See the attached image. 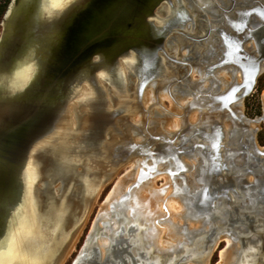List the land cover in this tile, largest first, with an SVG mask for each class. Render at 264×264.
I'll return each mask as SVG.
<instances>
[{
	"label": "water",
	"instance_id": "1",
	"mask_svg": "<svg viewBox=\"0 0 264 264\" xmlns=\"http://www.w3.org/2000/svg\"><path fill=\"white\" fill-rule=\"evenodd\" d=\"M174 2L177 16L169 20ZM41 3L10 0L0 19V81L17 65L39 67L22 92L13 93L0 84V205L8 206L18 197L13 210L19 209L17 219L25 222L19 254L9 256L0 248V264H18L24 258L34 264L62 262L98 192L120 165H112V173L101 171L126 153L122 141L130 143L119 129L125 125V117L139 114L140 98L128 112L127 88L133 87V82L124 77L125 70L132 68L138 73L141 91L154 79L151 74L158 52L164 51L170 36L185 29L195 14L184 0H75L50 17L41 12ZM247 13L254 17L251 36L257 58L235 64L241 83L214 99L224 109L230 101L249 96L264 69V4L258 3ZM129 52L135 55L129 57ZM100 72H104L103 79H98ZM249 74L251 83L245 86ZM226 93L231 94V100ZM89 95L91 100L83 101ZM71 109L84 115L74 126ZM220 132L211 140L204 136L210 145L204 147L208 161L205 188L196 208L219 212V224L235 226L238 237L232 240L239 255L235 264H264V155H260L264 151L254 149L257 157L250 161L238 149L224 148L229 153L222 157L218 152L224 139ZM149 139L152 144L154 139ZM158 139L170 145L162 131ZM241 141L242 137L237 138L238 144ZM131 146L136 147L134 143ZM140 146L146 155L151 154L147 142ZM237 155H241L238 162ZM239 167L242 173H235L233 169ZM217 173L225 174L216 177ZM29 183L31 197L26 201ZM3 222L0 215V227ZM96 232L90 231L81 252L87 250V242ZM253 236L255 242L250 243ZM250 248L253 251L249 252ZM190 257H174L166 264H180L181 258L186 261ZM153 258L154 264L160 263L159 253Z\"/></svg>",
	"mask_w": 264,
	"mask_h": 264
},
{
	"label": "flooded vegetation",
	"instance_id": "2",
	"mask_svg": "<svg viewBox=\"0 0 264 264\" xmlns=\"http://www.w3.org/2000/svg\"><path fill=\"white\" fill-rule=\"evenodd\" d=\"M184 3L186 8L191 7L194 10L196 16L191 15L190 20L186 22V28L173 33L170 36L172 41L165 44L163 52H158L154 73L151 74L153 81L140 91L138 90L141 87L138 82V73L132 68L124 72V77L126 79L127 76L130 77L133 82V87L127 88L130 101L128 112L132 111L131 107H135L136 103L133 102H137L140 98L137 107L139 114L134 117H125V125L123 124L119 129L120 135L130 140V143L122 141L127 147L126 153L116 156L115 162L108 163V169L101 172L112 173V165H120L121 168L123 167L121 163L125 161L128 163L126 171H129L131 166L139 164L140 170L135 182L127 190L125 188L124 197L118 202L124 211L131 189L139 187L147 180L154 179L157 175H164L168 179L172 192L170 198H179L186 207L181 236L183 239L191 240L192 230L199 233L196 238L197 244L191 248L186 247L183 255L203 258L210 252L211 244L218 239L221 225L222 229L235 232V226L231 229L229 224H224V222L219 225V212L217 214L214 210H209L205 213L196 208L198 207L196 203L202 201L200 193L205 188L203 175L208 163L207 151L204 147L210 144L204 136L206 135L211 140L214 133L221 131L220 134L222 133L224 139L220 142L218 152L222 153V157L229 153L224 148L238 149L236 151L243 152V157L245 154L244 158L250 161H252L251 158L257 157L254 149L264 151V147L261 148L257 144L259 132L263 130L264 133V115L248 118L244 112L246 97L239 101H230L225 109L214 100L220 94L227 92L233 84L241 83L242 75L235 64L251 63L252 58H257L254 40L251 36V31L254 29V17L247 11L256 7L258 3L264 4V0H187ZM175 9L176 2L169 9L168 19L172 18V14L176 12ZM263 72L264 69L258 75L256 83ZM148 93L152 94V102L147 105ZM164 93L170 97L173 106L171 108L167 106L165 111L160 110L161 115L158 109L162 107L160 101L162 102L161 95ZM235 96L237 94L234 95V99ZM180 98L185 99L184 106L180 105ZM167 112L179 116V128L168 129L167 125L172 119L168 118ZM135 117L139 118L137 123L133 122ZM259 123L263 127L261 131L255 127ZM161 127L174 132L170 137L169 146L158 139ZM139 136L143 138L141 141L136 140ZM150 137L154 139L152 144H150ZM239 137H242L241 145L237 143ZM144 142L150 146V155L143 152V146L139 148V145ZM133 143L136 146L135 149L131 146ZM156 144L160 147L155 151L153 146ZM160 158L163 160V165L158 164ZM240 158L241 155H237L235 161L238 162ZM260 158L263 159V157ZM239 169L241 170V167L233 170L235 173H242ZM224 174L217 173L216 177ZM159 179L163 181L161 184L163 186L164 179ZM114 183L115 181L109 183L107 194L113 188ZM211 188L218 189L219 187L212 185ZM230 193L234 200L233 192ZM192 205L195 206L194 210ZM214 207L221 209L215 203ZM111 208H114L112 204ZM165 216L156 220L155 227L152 229L150 225L142 224L141 220L137 223H129V219L125 215L122 216L119 230L113 232L112 236L109 235L108 244L103 248H106V251H101L100 245L94 242L88 250L84 252L80 250L71 264H133V262L134 264H154V258L152 259L150 254L154 256L157 252L153 245L146 244L145 239L151 230L154 235H158L156 225L169 220L168 215ZM189 221H199L200 228L190 226ZM106 224H111V222L108 221ZM175 251L170 250L167 254ZM163 255H166V252Z\"/></svg>",
	"mask_w": 264,
	"mask_h": 264
},
{
	"label": "bare ground",
	"instance_id": "3",
	"mask_svg": "<svg viewBox=\"0 0 264 264\" xmlns=\"http://www.w3.org/2000/svg\"><path fill=\"white\" fill-rule=\"evenodd\" d=\"M176 16H177L176 13L172 14V18H175ZM127 80L129 82L132 79L127 76ZM138 82L140 83V86H142V82L140 79H138ZM145 86L146 84L143 87ZM161 99L166 100L169 106L171 107L173 106L170 97H168L165 93L162 94ZM151 102H152V95L149 93L147 96V105ZM179 103L180 105L184 106L186 104V101L185 99L180 98ZM263 105H264V96H263ZM83 116H84L83 113L78 111V109L76 110L71 109L72 126H74L80 118H83ZM179 125H180V121L175 118L173 119V122H171V124L168 126L169 127L168 129L175 130L179 128ZM142 149L144 152V148ZM139 170H140L139 164H135L131 166L130 171H127L124 175L121 176V178H119L114 183L113 188L108 193L106 200L102 205V207H104L105 210H102V207L99 209L95 222H97L98 218L101 217L102 215H104V218L109 217V219L113 217L114 213H112L113 208H111V204H118L121 198L124 197L125 186H127L129 182L130 183L135 182ZM195 172H193V174ZM163 179H164V185L161 186V188L159 189L154 185L153 181H146L141 186L134 189L131 193H129L128 200L124 207L125 216L132 223H137V221L141 220L142 224L146 226L150 225L151 229L155 227L154 222L156 220L160 218L162 219L166 217L165 215H168L169 220L162 221V223L159 222V224L156 225L157 228L155 229L158 234L156 235V238L153 230H151L149 231V234L145 239L147 245L149 246L153 245L155 251L162 255L165 252L167 254L168 252H170V250L173 251L177 250L179 246L183 243L184 239L181 236L180 232L182 229L183 217L184 214L186 213V207L184 204L180 202L179 198L178 199L170 198L172 196L171 195L172 192L170 190V185L168 184V179L165 177H163ZM249 183H252V181H250ZM195 228L197 229L198 227L196 226ZM111 230L112 229H109L108 231L106 230L105 232L106 237L99 242L101 249H103L108 244L109 241L108 237L111 233ZM163 237L169 238L171 240V243L164 242L163 239H161ZM224 241L226 243V248H225L226 250L225 249L221 250L219 253L221 260L220 264H235V262H237V260L239 259V255L236 253V249L238 248L235 244H233V240L231 236H227V235L224 236Z\"/></svg>",
	"mask_w": 264,
	"mask_h": 264
},
{
	"label": "rangeland",
	"instance_id": "4",
	"mask_svg": "<svg viewBox=\"0 0 264 264\" xmlns=\"http://www.w3.org/2000/svg\"><path fill=\"white\" fill-rule=\"evenodd\" d=\"M258 81L256 83V86L254 87V90L251 92V94L249 96H247L245 98V101H244V108H245L244 112H245V114H246V116L248 118H256V117H259L261 115H264V105H263L264 72L262 73V75L260 76ZM160 103H161L162 107L160 109H158V112L161 114V111H165L167 109V106H169V104H168V102L166 100H162V102L160 101ZM146 104H147V102H146ZM151 110H153V108ZM176 112H178V111H176ZM178 117L179 116L176 115V114L175 115L174 114H169L168 118L172 119V121H170L168 123L167 127L171 124V122H173V119H175V118L178 119ZM138 120H139V118L135 117L133 122L137 123ZM255 127L258 128L259 131H261L263 129V127L260 125V123L256 124ZM259 127H261V128H259ZM160 131H162L164 134H166L169 138L172 137V135L174 133V132H170V131H168L166 129H163L162 127L160 128ZM262 131L259 132L258 137H257V144L259 146H261V148L264 147V133ZM142 139L143 138L139 136V137H137L136 140L137 141H141ZM158 147H160L159 144H156V145L153 146L155 151H156V149ZM162 157L164 158V156H162ZM162 161L163 160L160 158L158 164H162ZM129 167H130V165H129ZM127 168H128V163L123 165V167L119 168L112 175L110 180L102 186V188L98 192L96 198L94 199V202L92 203V206H91V208H90V210L88 212V215H87V217H86V219H85L80 231L78 232L77 236L74 238L70 248L68 249L66 255L64 256V259L62 260V262L60 264H71L72 263V261L75 258V256L82 249L84 244H86V239H87V236L89 235L90 231L93 232L94 230L97 229V232H96L97 235H96L95 238H92L90 241L87 242V245H88L87 250L90 248V245L94 244V242H96L99 245V242L106 237V234H105L106 230L108 231L109 229H112L111 233H110V236L113 235V232L119 230L118 228L120 226V222H121L120 220H121L122 216L124 217V215H125L124 214L125 211L121 209V206L119 204L118 205L117 204H112V206L114 207L112 209V213H114V214H113V217H111L110 219H109V217L108 218H104V215L99 217L97 222H95V219L97 217L99 209L103 205L102 202L104 201V199L106 197L109 183H113L114 181L116 182L119 178H121V175H123L124 173L127 172L126 171ZM79 172H80V170H79ZM165 174H167V173H165ZM163 177H165V176L164 175H160V176L157 175V176H155L154 179L147 180V181H153L154 184L159 187L163 183V181L161 179H159V178H163ZM250 178H252V177L249 176L248 177V181H252V179H250ZM131 184L132 183H130V182L127 184V186L125 187L126 190ZM136 188L137 187L131 189L129 193H131ZM102 210H105V208L102 207ZM108 221H109V223L111 222V224L107 225L106 223H108ZM182 223H183L182 225H184V221ZM188 223L190 225H194V227L197 226L198 228H200V224H201L199 221H189ZM221 226H220V230H219V233H218L219 234L218 235V239H216V241H214L211 244L210 252L208 253V255L203 257V258L192 256V257H190V259H187L186 261H184V264H220L221 260H220L219 253H220L221 250H224L226 248V243L224 241V236H226V235L228 236L229 235L231 237H238V235L234 234V232L232 230H229V229L226 230L225 228L222 229ZM190 234L192 235V239L191 240L184 239L183 243L179 246V248L174 253L166 254V255L160 254L161 255V259H160V263L159 264H166L167 261H169L170 259H172L174 257L176 258L178 256H184L183 254H184V251H185L186 247H188V248L194 247V245L197 244L196 238H197V235L199 233H196L195 231L192 230V233H190ZM155 238H156V235H155ZM108 239H109V237H108ZM161 239H163L164 242L171 243V240L169 238L163 237ZM154 241H155V239H154ZM200 244H201V242H200ZM100 250L101 251H104V250L106 251V248L103 249V250L100 248ZM150 255H151L150 257L153 259L154 256H152V254H150Z\"/></svg>",
	"mask_w": 264,
	"mask_h": 264
},
{
	"label": "snow or ice",
	"instance_id": "5",
	"mask_svg": "<svg viewBox=\"0 0 264 264\" xmlns=\"http://www.w3.org/2000/svg\"><path fill=\"white\" fill-rule=\"evenodd\" d=\"M64 6L65 0H42L40 10L42 13H46L48 16L51 17L53 15L59 14V12L63 9ZM150 23H152V21H150ZM34 71L35 70L32 67V64L30 63L17 65L14 70L8 73L4 80L0 81V84H3L8 90L13 93L22 92V89H25V86L28 85L29 81L32 79ZM103 78L104 72H100L98 79ZM247 83H251V74H249V79L246 82L245 86H247ZM226 96L228 100H231V94L226 93ZM88 100H91L90 95L83 97V101ZM260 155H264V153H260ZM28 189L29 190L25 193L26 201L31 197L30 183L28 185ZM16 203H18V197L8 206L0 205V215H2L4 218L3 226L0 227V248H3L5 254L9 256L13 253L19 254V250L21 249L23 241L25 239V222L23 220L17 219L20 210H13L15 209ZM254 242L255 237L253 236L252 240H250V243ZM235 243L236 241L233 240V244ZM248 251L251 252L253 251V249L250 248ZM18 264H34V262L24 258L21 259ZM180 264H184L183 258H181Z\"/></svg>",
	"mask_w": 264,
	"mask_h": 264
},
{
	"label": "clouds",
	"instance_id": "6",
	"mask_svg": "<svg viewBox=\"0 0 264 264\" xmlns=\"http://www.w3.org/2000/svg\"><path fill=\"white\" fill-rule=\"evenodd\" d=\"M74 2H75V0H65V6L63 7L62 10L69 8ZM134 55H135V53H133V52H129V55H128V56L131 57V56H134ZM96 59H98V57H94V60H96ZM32 67L34 68L35 71H34V73H33V77H32V79L29 81V84H30V83L32 82V80L35 78V76H36V74H37V72H38V70H39L38 65H34V64H32ZM97 76H99V73H97ZM29 84L25 86V89L29 86ZM22 91H24V89H22Z\"/></svg>",
	"mask_w": 264,
	"mask_h": 264
},
{
	"label": "trees",
	"instance_id": "7",
	"mask_svg": "<svg viewBox=\"0 0 264 264\" xmlns=\"http://www.w3.org/2000/svg\"><path fill=\"white\" fill-rule=\"evenodd\" d=\"M10 0H0V19L5 11V8Z\"/></svg>",
	"mask_w": 264,
	"mask_h": 264
}]
</instances>
